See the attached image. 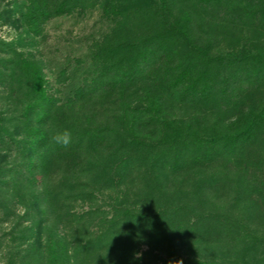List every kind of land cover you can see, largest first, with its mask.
<instances>
[{
    "label": "trees",
    "instance_id": "trees-1",
    "mask_svg": "<svg viewBox=\"0 0 264 264\" xmlns=\"http://www.w3.org/2000/svg\"><path fill=\"white\" fill-rule=\"evenodd\" d=\"M25 1L23 19L35 27L100 3ZM126 18H131L127 35L132 39H115L99 53L120 62L127 72L104 84L95 80L76 100L93 102L110 94L124 101L142 85L147 108L138 120L141 132L134 145L147 150L142 162L148 170L168 179L227 161L244 180L252 176V182H263L264 151L261 156L258 152L264 146V46L258 53H217L211 38L237 26L264 39V0H154ZM1 60L3 71L14 79L9 92L0 96L1 107L8 108L0 113V212L7 220L17 218L4 254L6 264H93L98 254L104 264H133L141 230L174 229L171 216L115 215L109 224L99 221L105 223L102 231L84 240L97 214H76V206L99 199L73 171L92 165L109 168L119 160L130 168L133 158L125 157L114 132L92 127L87 116L71 113L49 96L43 71L34 62ZM171 111L184 112L189 122L170 120ZM187 128L194 134H187ZM65 130L72 136L67 146L54 140ZM181 213L178 209L172 217ZM165 264L221 263L171 258Z\"/></svg>",
    "mask_w": 264,
    "mask_h": 264
},
{
    "label": "rangeland",
    "instance_id": "rangeland-1",
    "mask_svg": "<svg viewBox=\"0 0 264 264\" xmlns=\"http://www.w3.org/2000/svg\"><path fill=\"white\" fill-rule=\"evenodd\" d=\"M153 1L100 0L94 9H78L35 27L23 19L25 0H0V96L8 93L14 83L12 76L3 71L5 63L1 58L14 60L16 64L31 60L43 71L49 96L59 105L67 106L71 113L87 116L92 127L114 132L118 136L116 144L127 152L125 157L133 158L130 168L122 167L119 160L109 168L92 165L87 166L86 171H73L99 199L96 204L82 202L76 206V214L90 211L97 214L83 235L84 240L102 231L104 222L99 221L106 220L109 224L115 215L169 214L174 229L163 233L141 230L143 235L133 264H165L171 258L264 264V181L252 182V176L244 180L237 168L227 161L199 173H180L182 175L168 179L148 170L142 162L147 150L134 145L136 133L141 132L136 128L138 120L143 119L142 110L147 108L142 85L124 101L110 94L93 102L76 100L78 93L95 80L104 84L110 79L117 80L116 76L120 79L127 72L120 62L107 61L101 56L100 48L115 39H124L130 32L131 18H126L129 12ZM127 37L132 39L130 34ZM211 41L217 53H258L264 46V39L248 27L217 31ZM18 70L25 75L21 66ZM260 100L264 101V94ZM7 110L1 107L0 101V113ZM167 117L186 122L190 118L181 111H171ZM192 131L193 128L186 129L189 135L194 134ZM261 151L264 146L260 147L259 156ZM262 156L264 159V153ZM88 174L97 176L91 178ZM178 209L183 213L172 217ZM18 212L22 215L24 209L19 208ZM16 221L17 218L7 220L0 212V242H4L0 246V264H6L4 254ZM99 255L94 258L96 263L104 264Z\"/></svg>",
    "mask_w": 264,
    "mask_h": 264
},
{
    "label": "clouds",
    "instance_id": "clouds-1",
    "mask_svg": "<svg viewBox=\"0 0 264 264\" xmlns=\"http://www.w3.org/2000/svg\"><path fill=\"white\" fill-rule=\"evenodd\" d=\"M54 140L57 144L69 145L72 140L71 133L67 130L55 135Z\"/></svg>",
    "mask_w": 264,
    "mask_h": 264
}]
</instances>
